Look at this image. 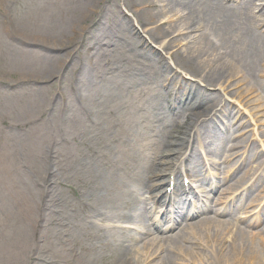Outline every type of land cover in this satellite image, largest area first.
Returning a JSON list of instances; mask_svg holds the SVG:
<instances>
[{"label": "bare ground", "instance_id": "6f19581e", "mask_svg": "<svg viewBox=\"0 0 264 264\" xmlns=\"http://www.w3.org/2000/svg\"><path fill=\"white\" fill-rule=\"evenodd\" d=\"M6 1L0 0V67L4 64V51L7 50L6 47H10L17 62L26 66L36 62L43 64L45 68L42 70L43 74L35 69L14 73L16 82H32L37 85L40 81H49L44 77L46 73L52 71L57 64L67 62L69 58L74 61L73 50L76 49L80 66L91 64L100 67V70L96 69L95 80H100L101 84L107 83V80L123 84L122 91L130 96V101L115 105L125 109V113L108 123L105 130L107 134L122 132L119 142L116 145L118 137L114 142L108 139L109 144L94 153L91 160L89 175L94 179L97 191L91 196V203L83 204V217L73 214V217L55 223L51 247L57 250L59 262L97 263L101 257L113 252L111 264H151L163 252L157 241L158 245L155 246V241L148 242L145 248L150 251L143 260L134 263L129 259L134 241V238L128 240L127 232L130 229H122L117 236L104 230H116V227L109 225L104 228L99 223L138 222V231L150 232L153 228L151 229L148 219V200L153 199V196L148 194L149 189L166 183L173 190L170 193L166 191L161 200L169 198L178 217L175 221H179L177 233L169 232L172 234L161 237L170 241L169 250L176 252L179 258L188 257L192 260L203 261L209 255L214 261L212 264H264L263 236L258 233L250 235L230 220L225 222L226 226L217 225L218 216L215 213L211 216L208 212L212 209V201L207 199L202 202L199 199L198 204L193 206L189 198L194 196L192 186L186 188L178 181L179 177L174 172L168 178H162L172 167L168 164L174 162V158L170 156L177 153L179 159L183 154L182 149L188 145L197 144L206 148L207 143L209 145L213 142L214 135L218 133L216 137L219 144L213 143L215 148L207 150L218 157L226 149L228 142H236L237 136H220V126H216L219 121L217 113L212 116L202 114L204 110L200 107L208 97L213 101H219L222 97V94H213L208 89L219 88L224 90L225 95H232L229 83L241 75L240 85L246 86V91L242 88L234 93L240 100H245L246 93L252 90L260 93L264 91V86L260 84L264 77V20L259 22L254 16L244 12L259 0H121L133 14L137 24L147 30L151 41L166 53L175 52L177 63L199 84L178 83V73L166 68L165 58L158 55L148 42H143L142 46V39H133L125 33L117 34L105 29L104 20L108 17L109 8L118 5L117 0H37L39 11L35 17L26 20L13 17L11 22L8 21L9 12L4 7ZM260 1L264 4V0ZM19 6L18 11H22L23 6ZM260 7L263 10L264 5L258 6ZM170 13L173 15L167 18L166 15ZM116 14L118 19L124 17L121 12L114 15ZM126 21L129 26L121 21L124 30L132 32V29L127 28L130 27V18ZM137 58L149 67L146 79L137 75ZM7 74L6 71H0V77L4 78ZM129 76L131 80L128 79ZM162 80L170 84L173 81L178 83L184 92L181 93V104L176 107V102L168 104L167 101L166 110L172 112H165L163 116L159 115L162 112L146 115L147 111L155 109L157 102L154 101H158ZM98 84L94 81L90 86L97 89ZM2 85L3 82H0V86ZM76 97L74 116L82 117L89 125H93L94 113L87 104L88 98L82 92L77 93ZM38 122L39 120L33 119L22 125L36 126ZM180 123H188L190 129L186 132L187 138L180 142L182 147L177 148L175 145L179 138L174 142L171 133L181 129ZM238 123L241 128L248 125L246 121L238 120ZM7 147L9 149L0 146V161L3 160L5 166L7 162L18 159L21 151L19 145ZM231 148L236 150L243 148V145L237 144ZM134 149L135 159L128 161L127 156ZM233 150L229 158L239 153H234ZM257 154V149L253 147L242 155L252 159ZM167 156L169 159L164 161L163 158ZM219 164L218 161L210 165L201 164L198 158H193V164L191 162L187 167L185 164L183 171L190 173L194 179L197 177L200 183H208L214 191L219 187L218 181L212 182L206 177L205 171L209 167L216 168ZM246 175L255 177L253 173ZM246 175L241 176L240 188L236 189L241 190L237 200L250 191L244 189L249 184L244 182ZM260 176V181H264V174ZM55 196L58 197L57 207L64 210L65 206L61 205H66L67 199ZM14 199L10 212L3 216L11 237L0 246V250L3 249L11 258L21 261L30 249L26 246L30 243L29 226L33 224V205L30 204L32 197L29 195H15ZM156 201L157 198L151 203ZM229 205L232 206V203ZM229 205L220 215L228 213V209H231ZM165 214L167 213L164 212L163 216ZM234 216L232 218H236V214ZM253 225H259L257 229L264 230V218H257ZM80 228L83 231L98 229L90 245L84 246L78 242ZM206 229H212V234L206 236ZM226 232H236L231 242L223 238ZM185 243L196 245L198 250L195 251L191 245L187 248ZM74 248L80 250V254L75 257L70 251ZM3 257L4 253L1 259Z\"/></svg>", "mask_w": 264, "mask_h": 264}, {"label": "rangeland", "instance_id": "374dc122", "mask_svg": "<svg viewBox=\"0 0 264 264\" xmlns=\"http://www.w3.org/2000/svg\"><path fill=\"white\" fill-rule=\"evenodd\" d=\"M117 1L118 5L115 4L109 8L108 17L104 20L106 28H104L117 34L125 33L127 37L133 39H142L140 44L142 46L143 42H148L158 55L165 58L166 68L178 73L180 76L178 83L199 84L195 78L183 71L177 63L175 52L166 53L158 44L153 43L147 30L137 24L133 14L125 8L121 0ZM19 5L23 6L22 11H18ZM260 5L264 4L259 0L255 6H248L244 12L254 16L259 22L263 21L264 7L261 10V7L258 8ZM4 7L9 12L7 14L10 15L9 22L12 21L13 17L23 20L35 17L39 11L37 0H7ZM116 12L119 14L121 12L124 17L121 16L118 19L117 14L114 15ZM172 15L170 13L166 16L168 18ZM128 18H130V27L127 28L132 29V32H126L121 24V21L126 23ZM262 31L264 32V23L262 24ZM181 46L184 48V45ZM6 49L3 54L4 64L0 67V71L8 73L4 78L0 77V82H3V85L0 86V146L9 149L7 147L9 145H19L21 151L20 157L7 162L6 166L3 164V160L0 161V246H3L11 237V231L5 225L3 216L4 213L6 215L10 212L11 206L15 202V195L32 197L30 204L33 205V215L31 216V223L33 224L29 226L31 237L30 243L26 247L30 249L27 250L25 258L21 261L15 260V258H11L9 253L1 249L0 264H61L57 257V250L53 249V246L51 247V242L54 241L55 223L65 220L67 217L71 218L73 214L83 217V204L91 203L90 198L97 191L96 183L89 175L90 169H92L91 160L94 153L99 152L109 144L108 139L114 142L118 137L115 142L116 145L119 142L122 132L107 134L105 130L108 123L114 119H119L125 113V109L115 107V105H120L119 103L122 101L124 103L127 100L130 101V96L122 91L123 84L118 85L109 80L107 83L101 84L100 80H95L96 69L100 70V67L91 64H85V67L80 66L76 49L73 50L74 61L69 58L67 62L57 64L52 71L46 73L44 77L49 81H40L37 85L32 82L18 83L14 73H21L25 69L42 71L45 68L43 64L36 62L30 66L23 65L14 60L10 47H6ZM135 63L137 75L146 79L149 67L138 58ZM41 73L43 74V71ZM128 79L131 80V76ZM261 79L260 84L264 86V77ZM241 80L240 75L229 83L231 86L229 90L232 95H225L224 90L219 88L208 89L213 94H222V97L219 101H213L208 97L200 107L203 108L202 114L204 115L211 114L212 116L217 113L219 121L216 126H220L218 131L220 136H237L236 142H228L226 149L218 157L207 152L208 149L215 148L213 143L219 144V139L217 140L216 137L218 133L214 135L213 142H210L209 145L207 143L206 148L197 144L189 146L188 143H185L188 147L182 149L183 154L179 159L177 153L170 156V158H174V162L168 164L172 167L162 178H168L170 173L174 172L173 174L179 177L178 181L186 188L192 186L194 196L191 195L189 198L190 204L193 206L198 204L199 199L202 202H206L207 199L212 201V209L208 212L212 214L211 216H214V213L218 216L217 225L226 226L225 222L230 220L237 224L242 231L250 235L258 233L264 237V230L257 229L259 225H253L257 218H264V181H260L259 178L261 177L260 174H264V91L260 93V91L252 90L246 93L245 100H240L234 93L242 88H244V92L246 91V86L240 85ZM94 81L100 84H98L99 88H91L90 85ZM178 83L173 81L170 84L162 80L158 101H154V103L157 102L155 109H150L145 114L162 112L159 115L163 116L165 112H172V110H166L167 101L168 104L176 102V107L180 105L181 93L184 92L179 88ZM202 87L204 86L202 85ZM79 92L84 93L85 97L88 98L87 104L94 113L93 125H89L82 117L74 116L76 95ZM33 119L39 120V124L36 126L22 125ZM238 120L246 121L248 125L241 128ZM60 123L62 125H59ZM188 125V123H180L181 129L179 131H171L174 142L179 138L175 147H182L180 142L187 138L186 132L190 129ZM237 144L243 145V148L233 150L231 147ZM253 147L258 151L255 158L243 156ZM141 149L144 148L141 147ZM232 150L234 153L238 151L239 153L235 157L229 158ZM135 155V149L131 150L127 160H134ZM193 158H198L201 164L210 165L214 161L220 163L218 167H209L205 171L206 177L212 182L218 181L219 187L214 191L208 183H200L197 181V177L194 179L190 173L183 171L185 164L186 167L191 162L193 164ZM168 159V156L163 158L164 161ZM178 166L179 169L177 170ZM249 173L255 174V177L247 176L246 174ZM244 175H246L245 184L249 183L244 189L250 191L237 200L241 192V190H237L242 182L241 176ZM172 190L166 183L149 189L148 194L152 195L153 199L148 200L150 202L148 219L152 226L151 229H153L148 233L138 231L140 229L138 222L99 224L104 228H108L109 225L116 227V230H104L108 234L117 236L120 235L122 229H130L127 232L128 240L134 238V241L129 259L135 261L134 263L144 259L147 252L150 251L145 246L148 242L155 241L154 246L159 243L163 252L151 264H212L214 261L209 255H206L203 261L192 260L188 257L179 258L176 252L169 250L170 241L165 238L161 239V237L171 235L172 233L169 232L176 229L175 226L171 227V225L176 224L175 219L178 218L172 209L173 203H170L169 198L161 200L166 191L170 193ZM55 195L67 199L66 205H61L65 206L64 210L57 207L56 200L58 201V197ZM155 198L157 201L151 203ZM230 203L232 206L229 205ZM153 204L155 205L151 209ZM228 205L231 208L228 209V213L220 215L224 208L227 209ZM164 212L167 214L163 216ZM234 214H236V218H232L235 217ZM82 229L80 228L78 233V242L84 246L90 245L91 239L97 234L98 229L91 231H83ZM211 230H205L206 236L212 234ZM235 234L236 232L229 234L226 232L223 238L231 242ZM161 241H163L162 244ZM204 244L207 245L206 242ZM184 245L187 248L193 246L190 243ZM193 249L198 250L196 245L193 246ZM70 251L74 257L80 254V250L76 248ZM3 253L5 257L1 259ZM113 255V252L108 253L101 257L99 262L90 264H111Z\"/></svg>", "mask_w": 264, "mask_h": 264}]
</instances>
